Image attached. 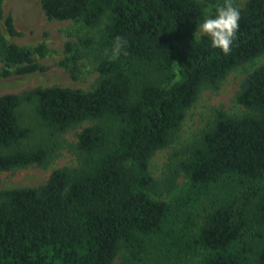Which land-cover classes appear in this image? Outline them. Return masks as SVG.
Here are the masks:
<instances>
[{"label": "trees", "instance_id": "obj_1", "mask_svg": "<svg viewBox=\"0 0 264 264\" xmlns=\"http://www.w3.org/2000/svg\"><path fill=\"white\" fill-rule=\"evenodd\" d=\"M48 18L101 28L66 43L93 53L99 73L84 90L35 86L0 95V171L45 166L77 133L80 163L36 187L0 189V264H264V63L218 110L158 197L149 162L169 147L204 87L264 54V0H247L231 51L194 31L199 0H41ZM20 36L0 0V77L45 71V43ZM126 54L111 59L116 36ZM60 64H63L61 62Z\"/></svg>", "mask_w": 264, "mask_h": 264}, {"label": "rangeland", "instance_id": "obj_2", "mask_svg": "<svg viewBox=\"0 0 264 264\" xmlns=\"http://www.w3.org/2000/svg\"><path fill=\"white\" fill-rule=\"evenodd\" d=\"M205 5L206 15L214 12L222 0H199ZM247 0H233L241 7ZM12 16L13 23L20 36H9L5 30L4 19L1 27L6 39L18 45L33 47L45 43L48 51L39 61L49 68L27 74L0 77V95L17 93L21 90L41 86L61 85L84 90L92 89L98 79L96 61L93 53L79 46L66 52L67 42H76L83 35H97L101 28H89L73 20H56L48 18L41 6V0H3V16ZM202 33L199 26L194 31L198 38ZM63 62V64H60ZM264 63V54L253 61L232 70L221 81L218 88L204 87L195 103L187 110L186 116L175 134L174 142L167 148L157 151L149 162V171L155 180V192L158 197H166L167 186L173 177L180 184L185 182L183 174L178 171V162L183 155L184 145L197 138L211 123L218 110L236 116L246 112L235 95L247 73L255 66ZM0 61V70L3 67ZM90 121L81 124L62 134L64 147L45 166L32 165L0 171V189L16 187H36L43 184L50 173L60 167L77 166L80 163V152L76 148L77 133ZM116 264H120L118 261Z\"/></svg>", "mask_w": 264, "mask_h": 264}, {"label": "clouds", "instance_id": "obj_3", "mask_svg": "<svg viewBox=\"0 0 264 264\" xmlns=\"http://www.w3.org/2000/svg\"><path fill=\"white\" fill-rule=\"evenodd\" d=\"M241 16L240 9L233 0H222L214 12L204 16L199 23V32L209 37L211 46L221 49L225 54L231 51L236 38ZM127 39L116 36L111 48V59L126 54Z\"/></svg>", "mask_w": 264, "mask_h": 264}]
</instances>
